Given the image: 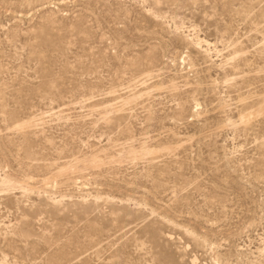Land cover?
<instances>
[{
    "label": "rangeland",
    "instance_id": "374dc122",
    "mask_svg": "<svg viewBox=\"0 0 264 264\" xmlns=\"http://www.w3.org/2000/svg\"><path fill=\"white\" fill-rule=\"evenodd\" d=\"M0 264H264V0H0Z\"/></svg>",
    "mask_w": 264,
    "mask_h": 264
},
{
    "label": "bare ground",
    "instance_id": "6f19581e",
    "mask_svg": "<svg viewBox=\"0 0 264 264\" xmlns=\"http://www.w3.org/2000/svg\"><path fill=\"white\" fill-rule=\"evenodd\" d=\"M202 41V40H201Z\"/></svg>",
    "mask_w": 264,
    "mask_h": 264
}]
</instances>
